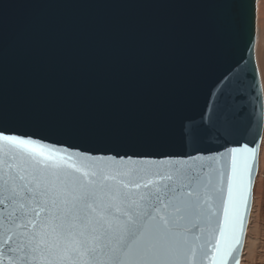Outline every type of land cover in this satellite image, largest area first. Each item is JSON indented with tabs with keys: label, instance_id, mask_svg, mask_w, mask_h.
<instances>
[{
	"label": "water",
	"instance_id": "95a60500",
	"mask_svg": "<svg viewBox=\"0 0 264 264\" xmlns=\"http://www.w3.org/2000/svg\"><path fill=\"white\" fill-rule=\"evenodd\" d=\"M258 1L240 0L225 21L218 0H0V114L15 125L11 131L44 141L41 147L56 145L61 155L63 146L134 160L198 155L187 165L223 194L211 202L212 222L202 224L196 255L185 264H241L264 135ZM225 77L245 78L244 98L229 97L230 104L245 109L237 117L239 131L226 141L209 131L204 143H186L182 128L215 105ZM236 146L240 152L217 155ZM233 155L252 167L251 183L245 172L239 195L242 226L224 222L225 209L233 216L228 198ZM7 173L0 163V176ZM13 212L5 192L0 264H43L17 249L25 228L10 223ZM36 213L37 220L44 215Z\"/></svg>",
	"mask_w": 264,
	"mask_h": 264
},
{
	"label": "snow or ice",
	"instance_id": "6c2138e0",
	"mask_svg": "<svg viewBox=\"0 0 264 264\" xmlns=\"http://www.w3.org/2000/svg\"><path fill=\"white\" fill-rule=\"evenodd\" d=\"M238 3L218 0L225 21ZM221 83L215 105L210 104L199 121L182 128L186 143H204L209 131L226 141L239 131L237 117L245 109L230 104L229 97L236 93L244 98L245 78L232 82L225 77ZM7 121L0 114V163L8 169L6 177L0 176V195L6 192L13 206L10 223L25 228L15 242L24 258L43 264H185L196 255L202 224L210 225L214 215L211 202L223 194L221 187L187 165L198 155L134 160L67 146L61 155L56 145L41 147L44 141L11 131L15 125ZM242 147L256 153L248 143ZM240 151L239 146L228 147L217 155ZM99 160L113 163L100 166ZM245 172L251 183L252 167L233 155L228 180L233 216L229 218L225 209L226 226L236 221L243 225L238 203ZM243 203L247 209V197ZM36 209L44 212L38 220ZM28 224H32L30 231ZM200 252L207 254L203 245Z\"/></svg>",
	"mask_w": 264,
	"mask_h": 264
},
{
	"label": "bare ground",
	"instance_id": "6f19581e",
	"mask_svg": "<svg viewBox=\"0 0 264 264\" xmlns=\"http://www.w3.org/2000/svg\"><path fill=\"white\" fill-rule=\"evenodd\" d=\"M257 62L264 85V0L258 1V40ZM264 141V140H263ZM259 157V171L255 187V198L250 216L249 229L246 235L245 249L241 264H253V253H256L257 243H261L260 230L264 236V142ZM255 186V185H254ZM264 239V238H263ZM260 248V247H259ZM259 251V250H258ZM264 253V251H259ZM256 256V255H255Z\"/></svg>",
	"mask_w": 264,
	"mask_h": 264
},
{
	"label": "rangeland",
	"instance_id": "374dc122",
	"mask_svg": "<svg viewBox=\"0 0 264 264\" xmlns=\"http://www.w3.org/2000/svg\"><path fill=\"white\" fill-rule=\"evenodd\" d=\"M257 29H258V7H257ZM258 44V42H257ZM256 60H257V46H256ZM258 64V62H257ZM258 69H259V66H258ZM259 72H260V69H259ZM260 76H261V73H260ZM261 80H262V77H261ZM262 86H263V91H264V85H263V81H262ZM263 140H264V135H263ZM262 140V145H263V141ZM261 145V147H262ZM262 149V148H261ZM260 153H261V150H260ZM258 178V176H257ZM256 178V180H257ZM256 182L255 181V186H254V191H255V187H256ZM254 196H255V192H254ZM255 197H253V200H254ZM248 229H249V226H248ZM260 237L262 238V240L260 239V241H262L261 243H257V246L259 245V247H257V250L255 251L256 253H253V264H264V253H259V251H264V236L262 234V231L260 230ZM245 249V248H244ZM259 250V251H258ZM256 255V256H255Z\"/></svg>",
	"mask_w": 264,
	"mask_h": 264
}]
</instances>
